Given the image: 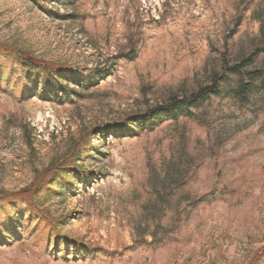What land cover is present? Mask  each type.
<instances>
[{"label":"rangeland","instance_id":"obj_1","mask_svg":"<svg viewBox=\"0 0 264 264\" xmlns=\"http://www.w3.org/2000/svg\"><path fill=\"white\" fill-rule=\"evenodd\" d=\"M48 2L0 0V43L98 83L75 104L40 91L21 101L13 91L20 69L1 60L0 191L35 188L79 150L85 180H53L32 200L63 236L93 250L70 245L69 260L47 262L41 245L0 246V264H264V110L218 102L204 124L91 136L95 150H83L94 128L206 83L224 53L249 56L264 0ZM130 46L136 58H121ZM196 200L204 202L190 209ZM9 204L4 215H30L27 205Z\"/></svg>","mask_w":264,"mask_h":264},{"label":"trees","instance_id":"obj_2","mask_svg":"<svg viewBox=\"0 0 264 264\" xmlns=\"http://www.w3.org/2000/svg\"><path fill=\"white\" fill-rule=\"evenodd\" d=\"M38 5L48 4V0H33ZM260 22L258 44L249 56L242 55L232 59L228 53L221 56L220 64L213 69L206 81L197 89L185 96L172 95L164 104L149 106L141 115H128L117 124L98 126L87 136L83 150L87 153L91 145H86L90 137L106 139L108 136H117L118 133L139 136L144 133H154L166 123H178L182 120L203 123L208 111L214 104L231 102L239 110H264V64L257 68L260 57H264V10L258 12ZM137 56L136 46H130L127 52L120 53V57L133 60ZM9 60L11 65L20 69L18 80L13 91L19 90L17 95L21 101L29 100L35 92L40 91L42 98L60 103H78L86 98L85 92L97 86L95 78L84 80L74 74L73 69L66 65L47 62L38 59L28 51L21 50L16 45L0 43V62ZM264 62V58H263ZM0 71V86L3 75ZM10 77L4 81V87H10ZM33 84V87H31ZM74 86L78 90L71 87ZM113 125V126H112ZM135 133V134H134ZM94 135V136H93ZM82 152L72 151L61 161L51 165V169L44 172L35 188L15 193L0 191V246H42V256L47 262L69 260L68 247L74 245L79 249L92 251L91 247L83 246L72 239L63 236L60 226L51 215L39 212L32 200L53 180H67L71 175L85 177L79 172ZM90 156V155H89ZM88 157V156H87ZM173 170V169H172ZM85 179L82 178V181ZM65 189V188H64ZM172 191V190H171ZM27 205L31 212L29 216L18 214L16 216L4 215L1 208L10 206L9 203ZM204 200L190 202V209L200 205Z\"/></svg>","mask_w":264,"mask_h":264}]
</instances>
